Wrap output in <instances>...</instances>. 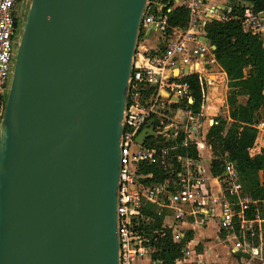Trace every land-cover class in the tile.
Here are the masks:
<instances>
[{
	"label": "water",
	"instance_id": "water-1",
	"mask_svg": "<svg viewBox=\"0 0 264 264\" xmlns=\"http://www.w3.org/2000/svg\"><path fill=\"white\" fill-rule=\"evenodd\" d=\"M29 1L0 119V264H119L122 117L148 0Z\"/></svg>",
	"mask_w": 264,
	"mask_h": 264
},
{
	"label": "built area",
	"instance_id": "built-area-1",
	"mask_svg": "<svg viewBox=\"0 0 264 264\" xmlns=\"http://www.w3.org/2000/svg\"><path fill=\"white\" fill-rule=\"evenodd\" d=\"M174 5V0L171 6L162 0H148L140 23V33L144 31V41L149 40L154 32L157 33L153 35L154 45L150 49H144L137 43L133 54L120 137L116 201L119 264H139L138 260L150 249L148 243L151 239L142 230L145 201H153L163 193L160 188L145 186L139 166L144 162L154 163L159 157L168 156L171 150L147 145L149 139L142 143H136L135 139L146 128H153L156 136L165 134L167 128L163 120L168 117L164 101L168 104L172 98L191 99L188 87L179 81L184 76L180 72L204 60L208 53L204 41L205 23L212 19H227L215 6H208L207 0H181L178 6L187 11L186 25L184 28L171 27L167 13ZM20 8V0H0V119L21 33L16 25ZM262 14L263 12H246L241 19L242 30L253 35L261 34L264 28ZM154 120H159L160 123L155 126ZM223 163L228 191L236 195L240 184L234 163L229 160H224ZM172 187L173 190L166 195L163 203L172 207L175 219L182 220L186 214L194 215L199 212L203 205L199 178L179 174V179L172 183ZM246 207L245 202L243 210L235 213L229 203L222 205L220 228L229 230L233 217L241 216ZM206 218L207 216L204 220ZM238 245L237 243L236 246Z\"/></svg>",
	"mask_w": 264,
	"mask_h": 264
},
{
	"label": "trees",
	"instance_id": "trees-1",
	"mask_svg": "<svg viewBox=\"0 0 264 264\" xmlns=\"http://www.w3.org/2000/svg\"><path fill=\"white\" fill-rule=\"evenodd\" d=\"M162 1L168 6L172 5V0ZM227 6L229 13L226 20L212 19L204 25L205 36L214 47V59L225 73L228 87L233 89L226 99L229 106L227 119L218 117L206 134L207 144L214 156L211 173L213 176L222 173L221 159L233 162L243 185V194L248 195L251 201H264V148L256 155L249 152L258 145L261 136L260 130L255 127V116L264 105V46L259 36L246 33L241 27V19L246 12H264V0H227ZM167 14L171 27H185V8L177 6ZM20 24L18 18V28ZM180 83L188 87L192 100L188 104L185 102V105L192 114L199 115L205 98V81L199 74L192 73L183 77ZM239 92L245 95L243 104L237 102ZM182 139L183 136L179 134L172 143L161 144L155 138L147 141L150 146L174 148L168 156L159 157L154 163L140 164L139 172L151 176L144 180L146 184H161L165 179H175L184 158L198 157L195 145H181ZM254 216L255 205L252 202L243 213L244 239L252 247L261 244L264 257V219L258 225ZM159 226L160 220L156 219L151 229H159ZM155 239L157 250L154 256L163 264H173L174 259L181 256V246L171 241L169 232Z\"/></svg>",
	"mask_w": 264,
	"mask_h": 264
},
{
	"label": "crops",
	"instance_id": "crops-1",
	"mask_svg": "<svg viewBox=\"0 0 264 264\" xmlns=\"http://www.w3.org/2000/svg\"><path fill=\"white\" fill-rule=\"evenodd\" d=\"M174 1L175 5L172 9L177 7L181 0ZM207 5L215 6L221 15L228 16L229 8L227 6V0H207ZM262 15H264V12ZM257 36L262 40L264 46V35L259 34ZM204 37L208 48V53L205 55L204 60H200L193 66H189L192 68V71L186 74L180 72V74L184 75L183 77L197 73L205 81V98L201 107V113L194 115L188 110L185 102L187 104L191 103V99L172 98L171 103L168 104L167 101H164L167 110L166 115L168 117L163 120V124L167 128L165 134H163L166 136H163V134L162 136H156L154 134L147 138H155L161 144L167 142L172 143L181 131L183 133V135L180 134L183 136L181 145L188 143L194 144L198 157L196 159L184 158L181 161V170L177 173V177L172 180L165 179L161 184H146L144 180L151 176L143 174L142 182L145 186L160 188L163 193L159 194L153 201H145L142 230L151 240L148 243L150 249L138 260L139 264H163L161 262L162 260L154 256L157 250L154 242L156 240L155 238L158 236L163 237L168 232L171 236V241L180 245L182 252L181 256L174 259L173 264H264L261 244L258 247H252L245 242L243 214L238 217V230L233 228V224L229 230H222L219 225L221 206L229 203L227 200L228 196H235L238 199L241 196L245 199L247 206L253 202L255 205L254 219L258 225L264 219V201H251L248 195L243 194L242 184L238 179V174L237 181L240 184V190L236 195L229 193V186L225 182L224 163L222 173L219 176H213L211 173V162L214 156L212 155L210 146L207 144L206 134L213 124H211V120L214 121L218 117L227 119L228 117L229 106L226 99L229 95V87L225 73L214 59V47L210 45L205 33ZM151 38L152 40H150ZM151 38L139 43L141 48L150 49L155 41L153 39L154 36ZM211 76H213V79L210 78ZM214 92L218 94L222 92V99L215 98L213 96ZM243 96L242 99H238L237 96L238 103H245V95ZM262 109L264 110V105L260 107L258 113ZM155 122L157 124L160 123L159 120H154L155 126L157 125ZM206 123L208 125L207 128H205ZM260 125L264 127V120ZM260 125L255 124V127L260 130L261 136L258 145L249 150L251 155H256L261 148H264V139H262L264 129L259 128ZM166 148L173 150L174 146H167ZM222 161L224 160L221 159ZM179 174H187L188 177L191 175L199 178L200 192L203 196V205L200 207L199 212L194 215L186 214L182 220L175 219L172 207L163 203L166 195L173 190L172 183L179 179ZM246 210L247 207L244 211ZM206 216L207 218L204 220ZM156 219L160 220L159 229L155 228L152 230L151 227H153ZM155 232L157 233V237L153 236ZM237 243L239 244L238 246H236Z\"/></svg>",
	"mask_w": 264,
	"mask_h": 264
},
{
	"label": "rangeland",
	"instance_id": "rangeland-1",
	"mask_svg": "<svg viewBox=\"0 0 264 264\" xmlns=\"http://www.w3.org/2000/svg\"><path fill=\"white\" fill-rule=\"evenodd\" d=\"M29 5H30V1L29 0H20V13H19V19L21 20V24H20V26H19V29H20V32H21V29H22V27H23V25H24V21H25V18H26V14H27V12H28V8H29ZM157 33H153L152 34V36L153 35H156ZM261 35H264V28H263V31L261 32ZM144 31H142V33H139V36H138V44L139 43H142V42H144ZM150 40H152V38L150 39ZM211 79L213 78V76H211L210 77ZM213 89V88H212ZM233 91V89H231V88H229V94H230V92H232ZM222 92L221 93H217V92H214V94H213V96L215 97V98H218V99H222ZM244 94L243 93H238L237 94V96H238V99H242V97H244L243 96ZM213 118V117H212ZM211 118V119H212ZM264 120V110L262 109L261 111H260V113H257L256 114V116H255V124L256 125H260V123L262 122ZM193 123H195V121H193ZM210 124V123H209ZM208 127V125H207V123L205 124V128H207ZM259 128H263V126H259ZM263 133V132H262ZM180 134H182L183 135V133H181V131H180ZM262 139H264V133H263V135H262ZM241 182V181H240ZM242 184V183H241ZM242 187H243V185H242ZM227 200H228V202H229V204L231 205V208L233 209V211L235 212V213H237V212H240L241 210H243V208H242V206H243V204L245 203V199H243L241 196H240V198L238 199V198H236L235 196L234 197H227ZM239 202L241 203V204H239ZM238 227H239V220H238V217H237V215H235L234 217H233V228L234 229H236V230H238Z\"/></svg>",
	"mask_w": 264,
	"mask_h": 264
},
{
	"label": "bare ground",
	"instance_id": "bare-ground-1",
	"mask_svg": "<svg viewBox=\"0 0 264 264\" xmlns=\"http://www.w3.org/2000/svg\"><path fill=\"white\" fill-rule=\"evenodd\" d=\"M213 79V78H212Z\"/></svg>",
	"mask_w": 264,
	"mask_h": 264
}]
</instances>
